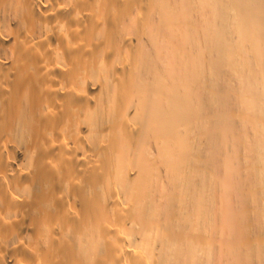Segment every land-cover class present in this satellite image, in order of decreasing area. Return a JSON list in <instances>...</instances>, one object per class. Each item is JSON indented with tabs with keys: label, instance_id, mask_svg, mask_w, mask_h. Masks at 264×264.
I'll return each mask as SVG.
<instances>
[{
	"label": "bare ground",
	"instance_id": "obj_1",
	"mask_svg": "<svg viewBox=\"0 0 264 264\" xmlns=\"http://www.w3.org/2000/svg\"><path fill=\"white\" fill-rule=\"evenodd\" d=\"M0 264H264V0H0Z\"/></svg>",
	"mask_w": 264,
	"mask_h": 264
}]
</instances>
